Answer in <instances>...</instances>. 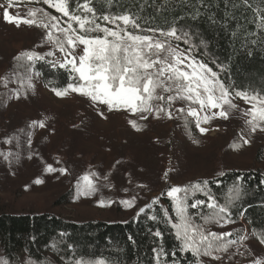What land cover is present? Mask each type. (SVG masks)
<instances>
[{
  "label": "trees",
  "instance_id": "1",
  "mask_svg": "<svg viewBox=\"0 0 264 264\" xmlns=\"http://www.w3.org/2000/svg\"><path fill=\"white\" fill-rule=\"evenodd\" d=\"M77 3L82 4L83 0H70L71 11L76 12ZM89 7L94 8L99 21L104 15L130 16L140 26L136 29L140 34L166 33L175 28L180 40L165 36L161 40H168L217 72L229 92L264 96V0H90ZM96 34L103 35L92 33ZM42 46L39 51L38 46L17 49L12 44L7 50H0V120L12 91L5 85L4 76L34 73L49 90H64L69 84L78 83L73 79L77 74L51 61L44 53L45 43ZM23 52H35L43 59L17 60ZM152 103L171 109L175 120L172 123L184 133L182 143L197 150L206 147L205 136L185 110L173 111L172 103L166 101ZM137 125L141 128L137 133H147L148 140L141 145L133 141L132 145L141 150L144 158L121 154L109 176L148 192L161 188L158 201L143 215L105 221H78L48 212L10 213L0 208V264H96L99 260L105 264H253L252 253L241 245V237L245 224L258 239L264 237V170L219 168L210 175L180 183L179 187L188 191L178 193L177 198L187 196L185 215L191 218L193 227L205 235L231 233L219 240L209 236L212 255L196 256L184 248L183 239L177 236L173 227L181 223L177 198L168 197L171 186L163 184L167 177L162 174L163 158L177 145L174 127L165 112L159 118L152 115L147 120L138 119ZM78 130L85 128L79 125ZM219 145L222 151L235 149L233 142ZM197 184L200 189L194 187ZM221 208L225 211L221 212ZM229 240L236 243L228 245L227 251L219 250Z\"/></svg>",
  "mask_w": 264,
  "mask_h": 264
},
{
  "label": "rangeland",
  "instance_id": "2",
  "mask_svg": "<svg viewBox=\"0 0 264 264\" xmlns=\"http://www.w3.org/2000/svg\"><path fill=\"white\" fill-rule=\"evenodd\" d=\"M4 9H8L13 15L35 19L37 25L41 22L49 23L44 15L45 11L59 17L60 24L64 27L67 26L65 21L68 17L44 5L43 0H14L12 6H9L8 0H0V50H7L14 44L17 49L38 46L40 51L44 48L42 43H45L44 53L51 61L58 65L64 61L65 54L55 43V37L60 35L62 38V34L51 29V26L45 29L36 25L16 26L8 23L3 19ZM34 9L43 11H38L35 17H32L29 12ZM97 22L114 27L103 19H97ZM117 24L125 27L122 21H117ZM73 26L77 25L74 23ZM126 27L128 31L140 34L131 24ZM49 31H52L54 37L51 41L48 39ZM152 35L161 39L160 34ZM82 48L83 46L77 48L76 54H80ZM178 50L185 52L179 48ZM185 53L195 62L202 63ZM217 76L219 79L218 73ZM4 81L12 91L7 109L0 120L1 210L10 213L48 212L78 221L124 220L131 216L143 215L151 204L158 201L161 188L148 192L136 184H123L109 176L117 159L122 155H135L138 160L144 158V155L140 154L141 150L135 149L132 144L146 143L147 133L138 134L129 123L131 120L138 122L139 114L134 115L123 109L109 111L106 105L93 102L89 97L71 89H68L65 96H57L53 90L47 89L41 78L34 73H11L4 76ZM23 83L28 86L24 88ZM246 94L264 99V96L256 93ZM229 99L237 105L234 109H228L229 118L225 120L214 116L208 122H204L203 117L211 116L219 109H201L198 104L187 100L177 99L172 102L173 111L184 107L186 116L193 120L196 126L199 121L200 127L209 131L201 133L197 127L200 134L206 138V147L197 150L182 143L184 133L176 123H172L175 122L174 114L171 119L168 118L174 127L177 145L175 144L169 157L163 158L165 161L162 174L165 176V173H168L164 185L170 184V188L179 187L185 179L204 177L219 168L264 170V131H261L264 122L258 121L259 126L253 132L252 125L247 122L251 116L245 115L256 102L249 103L239 98L236 93H231ZM190 108L197 109L199 117L190 115ZM101 112L103 116L100 115ZM40 122H43L44 127L40 126ZM23 123L28 127H24ZM79 125H83L85 130L79 131ZM245 140L249 143H245ZM223 141L233 142L235 149L222 151L218 147ZM49 165L57 171L48 172L46 169ZM61 168L67 171H58ZM92 173L96 174L92 179L97 190L91 195H84L78 185L83 184L84 175ZM37 179L44 182L36 184ZM177 195L178 193L173 196L167 194L174 199ZM133 198L135 199L131 207L121 203ZM100 201H104V204L101 205ZM241 245L252 253L253 262H264V243H261L246 224Z\"/></svg>",
  "mask_w": 264,
  "mask_h": 264
},
{
  "label": "snow or ice",
  "instance_id": "3",
  "mask_svg": "<svg viewBox=\"0 0 264 264\" xmlns=\"http://www.w3.org/2000/svg\"><path fill=\"white\" fill-rule=\"evenodd\" d=\"M14 0H8L9 6L13 5ZM90 0H83V3H77L76 14L69 8L70 0H43V4L54 8L57 12L62 13L64 17H68L65 21L66 27L61 26L60 19L57 16L44 12L49 23L36 24L35 19H28L10 13L8 9H4L3 19L8 22L20 26L36 25L48 29L56 30L62 34L55 37V43L58 49L65 54V59L59 64L61 68H70V71L76 73L74 80H78L76 84H69L67 89L63 91L53 89L57 96H65L68 89L78 92L81 95L89 97L93 102L106 105L109 111L128 110L132 114H139L140 119L147 120L149 116L155 115L159 118L161 112H165L169 119L172 118L171 109L167 110L159 104H153L152 101H166L169 105L177 99L191 101L198 104L201 109L211 108L219 109L213 112L211 116L205 115L204 122H208L212 117L219 116L223 119L229 118L228 109L237 107L230 99L231 93L222 81L218 79L217 73L212 71L206 64L197 63L188 57L185 52L178 50V46H173L168 40H161L155 35L137 34L135 31H128L127 25L131 24L133 29H139V25L134 19L128 15L109 17L104 15L101 17L103 21L114 25L108 27L97 22L95 10L89 7ZM247 3V0H245ZM82 10V11H81ZM41 9H34L29 15L35 17ZM88 13L90 15H84ZM122 21L125 27L117 24ZM77 25L76 27L73 24ZM147 32L155 33L157 30L147 29ZM92 33H102L103 35ZM161 36L171 37L180 40L175 28L168 32H160ZM53 33L49 31L48 39L53 40ZM83 46L82 52L76 54L77 48ZM54 55V53H49ZM26 58L31 61L34 59H43L35 52H23L16 57L17 60ZM167 93L168 95H164ZM236 95L245 99L249 103L255 101L252 107L245 112L250 115L251 119L247 122L252 125V131L255 132L259 122H264V99H258L256 95L248 96L245 92H237ZM227 105V108H225ZM259 105V107L257 106ZM183 112L184 109H178ZM189 114L199 117V112L195 108L189 109ZM103 116V113H100ZM106 118V117H105ZM131 126L137 131L141 128L137 125L136 120L129 121ZM40 126L44 127L43 122ZM201 133H207L209 129L200 127ZM264 131V128H261ZM198 143V141H196ZM245 143L249 141L245 140ZM48 172L57 171L51 165L46 169ZM65 173L66 169H58ZM167 172L165 176H167ZM95 173L86 174L82 177L83 184L78 185L84 195H91L95 192L96 185L92 179ZM223 175V173H221ZM107 179V177H105ZM44 181L37 179L36 184H42ZM207 184V181L204 182ZM200 189V185L194 186ZM187 188L172 187L168 191V196L175 193L185 192ZM237 195L239 189L236 190ZM79 194V192H78ZM133 200L121 201L126 207H131ZM184 198H177L176 211L180 217L181 223L174 224L177 229L178 238H182L184 248L190 249L196 256L212 255V243L209 236L213 239H221V237L231 236V233H209L205 235L191 225V218L186 216V207ZM101 205L104 201H100ZM203 201H197V204ZM195 207L196 205H191ZM143 211V209H141ZM221 212L225 211L223 208ZM160 235L159 232L156 233ZM199 236V241L195 239ZM243 239V237H241ZM235 240H229L219 250L227 251L228 245L235 244ZM261 243H264V237H261ZM203 248V252H201ZM214 259L219 260V256ZM96 264H105V261L99 260ZM253 264H264L260 260H256Z\"/></svg>",
  "mask_w": 264,
  "mask_h": 264
}]
</instances>
